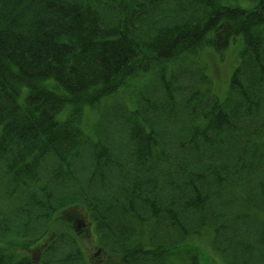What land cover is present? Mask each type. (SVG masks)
Listing matches in <instances>:
<instances>
[{
    "label": "trees",
    "instance_id": "trees-1",
    "mask_svg": "<svg viewBox=\"0 0 264 264\" xmlns=\"http://www.w3.org/2000/svg\"><path fill=\"white\" fill-rule=\"evenodd\" d=\"M166 1L0 0V264H203L187 236L213 211L230 223L244 264H264V0H176L180 11L197 3L199 12L160 26L156 9ZM239 37L224 99L202 74L206 89L166 81L154 98L141 94L121 112L127 147L90 145L92 169L76 178L88 143L80 107L152 60L222 52ZM78 198L83 204L60 213ZM85 223L100 240L90 261L76 238ZM63 224L71 233L58 232ZM183 247L190 257L174 252Z\"/></svg>",
    "mask_w": 264,
    "mask_h": 264
},
{
    "label": "rangeland",
    "instance_id": "rangeland-1",
    "mask_svg": "<svg viewBox=\"0 0 264 264\" xmlns=\"http://www.w3.org/2000/svg\"><path fill=\"white\" fill-rule=\"evenodd\" d=\"M111 1H114L115 4L119 3L117 0H106L105 4L112 3ZM256 1L257 0H222L223 3L237 2L246 7L254 6ZM203 3L205 6L206 4H209L206 0H204ZM104 10L106 14H108V10L105 8ZM198 12L199 9L197 8V3L192 5V9L190 11L182 12L178 9L176 0L166 1L162 7L158 6L156 9L157 24L160 26L173 25L174 23L183 22V20L189 18L190 15L197 14ZM110 17L112 20H115L116 14L112 11L110 13ZM154 30L155 28H145L143 31L146 35H148L149 33H153ZM243 44L244 42L242 37H239L236 42L222 52L213 48L204 47L193 57L183 55L181 58L167 61L152 60L153 64L147 71L139 73L135 77L126 78L120 86L118 85L116 87V92H114L111 96H108L93 105L84 104L80 107V125L87 137L88 143H86L83 147L82 161L77 163L76 178H78V180H86L89 171L92 169L93 154L91 152L90 145L95 144L97 141L111 144L116 140L120 141L122 148L127 147V133L129 131V127H125L123 125L124 120L121 112L127 108L126 104H128L130 108H135V103L137 99H140L141 94L142 97L144 94V96L151 95V97L154 98L155 95L157 96L164 91V84L166 81L174 86L176 83L178 85H182L183 87H186L185 89L193 90V87L206 89L208 85L198 80L199 76L202 74L206 80L210 81L213 92L221 99H224L228 94L230 79L235 66L238 64ZM52 81V79L46 80L50 86H54ZM177 97L181 98L178 94ZM19 99L22 100L23 95H21ZM72 106L73 105L67 104L59 113L58 117L64 118L71 112L73 108ZM152 115L153 113L151 116ZM257 180L258 177L255 178L254 182L256 183ZM95 193L96 192L92 188L87 191L88 196H93ZM254 193L255 196L260 194L259 187L255 188ZM233 194L234 191L232 192L230 198L223 196L222 201L232 200ZM218 203L220 208V200ZM81 204H83V202L80 198L70 201L60 208L63 209L60 213H68L72 207ZM238 210L244 211V206L238 205ZM215 214L216 213L214 211L209 213L207 221L204 224L206 225L205 228H201L199 232L191 233L187 236V239L197 246L194 249L195 252H192L190 248L188 250L185 247L181 248L185 249V253H182L179 249H175L174 252L177 255L180 252L181 254H179V256L185 254L183 258L186 256L190 257L191 252L195 257L197 256V258L201 255L203 264H244V257L246 255H240L238 251L236 252V250L232 248L233 246L230 245L235 243L232 231L228 228L231 227L230 223L225 222L227 218L220 216L216 217ZM258 215L259 219L263 221L264 210L258 211ZM222 224H225L226 227L222 228ZM65 226L66 224L58 226V232L61 233L62 231H68L71 233V231L68 230V227ZM90 226L91 225H86V223L80 226V232L76 236L79 246L82 247L85 256L89 259V261L90 259L95 258V253H97L98 245L100 243L95 230ZM217 233L222 236L220 241L217 240V242H215V234ZM223 236L225 240L222 239ZM231 237H233L234 240H232ZM224 249H228L229 252H223L222 250ZM174 257L179 261L180 257L175 255ZM171 261H173V259H170L168 263L172 264Z\"/></svg>",
    "mask_w": 264,
    "mask_h": 264
}]
</instances>
